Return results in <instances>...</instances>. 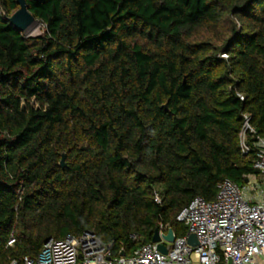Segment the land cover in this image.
I'll return each mask as SVG.
<instances>
[{"label":"trees","instance_id":"trees-1","mask_svg":"<svg viewBox=\"0 0 264 264\" xmlns=\"http://www.w3.org/2000/svg\"><path fill=\"white\" fill-rule=\"evenodd\" d=\"M26 1L38 36L0 0V264L86 232L129 256L258 174L240 133L250 114L264 138V0Z\"/></svg>","mask_w":264,"mask_h":264},{"label":"built area","instance_id":"built-area-1","mask_svg":"<svg viewBox=\"0 0 264 264\" xmlns=\"http://www.w3.org/2000/svg\"><path fill=\"white\" fill-rule=\"evenodd\" d=\"M251 119L250 114L244 115L241 148L244 155L253 156V168L258 174L242 186L230 180L221 182L211 202L194 199L177 217L186 233L174 242L163 238L169 228L162 225L160 242L142 245L129 256L112 258L96 234L86 232L61 241L50 239L35 260L25 258L24 263L264 264V138L256 134ZM156 200L160 203L158 197ZM193 235L196 245L189 242ZM160 245L166 247V254Z\"/></svg>","mask_w":264,"mask_h":264},{"label":"water","instance_id":"water-1","mask_svg":"<svg viewBox=\"0 0 264 264\" xmlns=\"http://www.w3.org/2000/svg\"><path fill=\"white\" fill-rule=\"evenodd\" d=\"M20 9L11 17L9 18V22L12 26H14L17 30L21 31V32H26L28 31L32 25L36 22V19L34 18V16L29 12L28 8H27V1L26 0H17ZM65 157H63L62 161H61V165L64 167L65 166V161H64ZM163 238L168 241V242H174L176 235L174 233V231L172 229H169V232L167 235H164ZM161 241V237L159 235V230H157L154 234V237L152 239L153 243H158ZM189 242L193 245L197 244V238L196 236H191V238L189 239ZM160 250L166 254L167 250L166 247L163 245L159 246ZM109 250V249H108ZM121 256L125 255V252L122 251L120 253Z\"/></svg>","mask_w":264,"mask_h":264},{"label":"rangeland","instance_id":"rangeland-1","mask_svg":"<svg viewBox=\"0 0 264 264\" xmlns=\"http://www.w3.org/2000/svg\"><path fill=\"white\" fill-rule=\"evenodd\" d=\"M42 31L43 26L40 22L37 21L32 25V27L28 31L25 32V34L27 36H38L42 33Z\"/></svg>","mask_w":264,"mask_h":264}]
</instances>
